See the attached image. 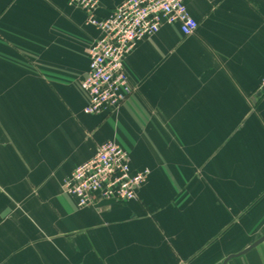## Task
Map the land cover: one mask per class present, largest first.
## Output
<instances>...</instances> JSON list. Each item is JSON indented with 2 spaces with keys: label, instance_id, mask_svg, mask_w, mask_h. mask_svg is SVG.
<instances>
[{
  "label": "crops",
  "instance_id": "crops-1",
  "mask_svg": "<svg viewBox=\"0 0 264 264\" xmlns=\"http://www.w3.org/2000/svg\"><path fill=\"white\" fill-rule=\"evenodd\" d=\"M186 5L195 35L142 40L132 96L90 116L99 31L70 0H0V264H223L264 238V0ZM107 142L148 180L78 208L64 183ZM228 264H264V243Z\"/></svg>",
  "mask_w": 264,
  "mask_h": 264
},
{
  "label": "built area",
  "instance_id": "built-area-1",
  "mask_svg": "<svg viewBox=\"0 0 264 264\" xmlns=\"http://www.w3.org/2000/svg\"><path fill=\"white\" fill-rule=\"evenodd\" d=\"M186 1L126 0L109 17L100 19L98 0H70V5L84 12L87 25L101 34L89 47V70L80 82L87 98L84 114L116 113L132 96L134 87L125 60L142 40L164 26H178L185 37L195 35L199 23ZM149 174V170H133L129 153L117 143L107 142L71 174L64 192L77 201L78 208L103 201L134 202Z\"/></svg>",
  "mask_w": 264,
  "mask_h": 264
},
{
  "label": "water",
  "instance_id": "water-1",
  "mask_svg": "<svg viewBox=\"0 0 264 264\" xmlns=\"http://www.w3.org/2000/svg\"><path fill=\"white\" fill-rule=\"evenodd\" d=\"M263 92H264V90H263ZM262 243H264V238H262L261 240H259L258 242H256L253 246H251L250 248H248L244 252H242L240 254H237V255L230 256L229 258H227L225 260V262L223 264H228L232 259L243 257L244 255H246L247 253H249L250 251H252L256 247H258Z\"/></svg>",
  "mask_w": 264,
  "mask_h": 264
}]
</instances>
